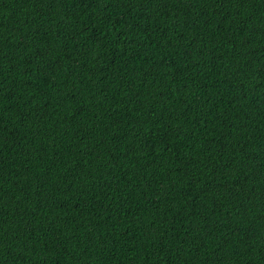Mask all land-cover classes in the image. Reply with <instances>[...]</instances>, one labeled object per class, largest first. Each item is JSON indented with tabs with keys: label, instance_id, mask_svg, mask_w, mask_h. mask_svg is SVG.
<instances>
[{
	"label": "trees",
	"instance_id": "obj_1",
	"mask_svg": "<svg viewBox=\"0 0 264 264\" xmlns=\"http://www.w3.org/2000/svg\"><path fill=\"white\" fill-rule=\"evenodd\" d=\"M0 264H264V0H0Z\"/></svg>",
	"mask_w": 264,
	"mask_h": 264
}]
</instances>
